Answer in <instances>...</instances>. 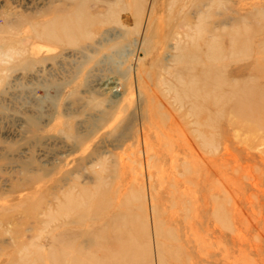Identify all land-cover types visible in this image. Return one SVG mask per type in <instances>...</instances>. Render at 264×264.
Masks as SVG:
<instances>
[{
    "label": "rangeland",
    "instance_id": "rangeland-1",
    "mask_svg": "<svg viewBox=\"0 0 264 264\" xmlns=\"http://www.w3.org/2000/svg\"><path fill=\"white\" fill-rule=\"evenodd\" d=\"M140 1V19L131 10L120 13L130 30L121 52L115 55L111 47L94 54L80 72L76 67L82 56L76 48L35 45L26 23L49 17V11L61 6L59 0H0V264L63 260L64 254H48L59 247L52 234L63 236L62 245L76 253L81 244L67 240L68 230L72 236L83 230L76 218L52 221L49 216L65 214L66 195L78 200L81 187L94 199L92 213H98L97 205L99 213H105L89 219L90 230L103 232L98 244H88L87 264H264V138L243 129L236 133L230 123L221 135L216 108L213 120L203 119L198 127L187 114L183 135L177 130L169 136L166 123L163 127L155 122L149 129L151 155L140 129L149 109L163 112L176 96L189 106L180 85L170 91L182 65L188 67V76L219 69L225 77L255 65L264 81V0L224 1L205 8L211 11L208 19L213 18L202 29L195 27L199 19L191 7L181 16L175 14L180 0ZM234 3L241 13L228 12ZM95 5L92 10L99 8ZM219 10L230 16L225 26L216 18ZM177 18L186 22L179 35L168 26ZM153 19L160 28L148 31ZM102 29L122 32L113 23ZM101 34L97 30L93 38L101 40ZM232 34L238 37L235 45ZM245 35L252 38L251 49L244 46ZM208 44L223 53L218 63ZM11 48L26 52L7 58ZM195 50L202 51V57L179 62V55ZM154 102L157 108L151 106ZM107 110L112 111L110 117ZM159 127L167 138L155 132ZM205 140L210 145L203 144ZM164 142L171 149L165 150ZM226 144L231 153H225ZM99 178L103 187H98ZM135 237L138 251L121 254Z\"/></svg>",
    "mask_w": 264,
    "mask_h": 264
},
{
    "label": "bare ground",
    "instance_id": "bare-ground-1",
    "mask_svg": "<svg viewBox=\"0 0 264 264\" xmlns=\"http://www.w3.org/2000/svg\"><path fill=\"white\" fill-rule=\"evenodd\" d=\"M59 1L61 3L60 4L61 6L54 7L52 12L49 11L50 14L49 17L42 18L40 20H30L29 18L26 19L27 22L26 21L24 22H26L27 24L29 23L28 25L31 27V29L29 30H32L33 36L36 38L35 45L39 46V43L41 44L50 43L56 45L66 44L72 48H76L78 54H81L82 56V59H80V61L77 62L78 66L76 67L77 70L79 69L80 72L82 71L81 67L85 66L87 68L88 64L94 58L95 56L94 54L98 55L100 53H104L105 51H107L108 48L111 47L114 49L113 53L115 55L121 52L122 48L125 45L122 39L128 36L130 31L129 27H127L125 22L120 20V13L122 11L131 10L132 14L134 16L136 15V17L139 19L141 18V15H143L142 14L143 4L141 3L140 0H59ZM224 1H233V0H180V4L177 7L178 10L176 8L175 11L177 12L175 14L177 16H181L187 13L188 8L191 7V10L189 11H191L194 14V16L199 19V22L196 23L195 27L198 29H202L204 27V22L206 20H212L213 18V16H211L210 19H208L206 15L210 16L211 11L205 10V8H210L214 5H217V7H219L222 5ZM92 3L96 4L95 6L99 7L97 8L98 10L97 9L92 10L91 7ZM160 6L163 7L162 4H159V7ZM236 7H237L236 4L233 5V7L228 10V12H232L236 14L241 13L243 9L239 10ZM217 15L218 17L216 18L218 20L220 18L222 21L220 25L221 26L227 25L230 16L228 14L226 15L220 10L217 12ZM20 20L23 21L22 18H20ZM153 21L154 19L151 21V23L148 24V29H149L148 31H150L152 27H156V30L160 28V26L157 28L156 23L154 24ZM110 23L116 24L117 26L119 25L122 28V32L115 30V33H112V29L108 30L107 32L106 30L102 31L103 30L102 28L108 26V24ZM188 25L190 26L191 24L188 23ZM168 26L173 33L179 35L180 30L185 28L186 22L185 19L183 20L178 19L176 22L173 23L170 22ZM215 26L216 24L212 22L211 27L215 29L216 28ZM261 27H263V25H261ZM261 27H257L258 30H260ZM161 28H164V26L161 25ZM97 30H100L102 32L101 40L100 39L96 40L93 38V35ZM105 33L107 35L109 34V37L104 36ZM31 37H27V38L25 37L26 41L31 42L30 41ZM243 38H244L243 43L246 50L251 49L250 46L252 40L251 36L245 35L243 36ZM182 39L183 38L180 36L177 39L176 43L178 47H180V45L182 44ZM237 39H238L237 36H234V34L231 35L232 45H235ZM87 40L90 41L88 42ZM262 41L264 42V39H262ZM23 42L24 41H20V44H23ZM208 49L211 52L213 50L214 52L213 59L217 63L218 61L224 58L223 53L220 52L218 48L213 46V44H208ZM24 51L25 49L19 50L17 48H11L10 52L7 55V58H13L15 55L22 54ZM200 57H202V51L195 50L193 54L179 55V62L183 64V62H185L186 59H189L190 61H196ZM109 59H113V57L109 56ZM137 64H139V66L142 67L141 62H137ZM222 67H226V65ZM187 69L188 67L186 65L181 66L180 68L181 75L178 76L176 80L177 84L172 86L170 91L171 90L173 91L176 86L180 85L182 87V90H180V92L183 93V96H186V94H188L189 96L188 97L189 106L188 107L185 106V100L181 99V96L180 97L176 96V98H173L174 100L172 103L168 102V106L163 107L164 108V110L162 109L163 112H160V109L158 110L152 108L149 109L148 113H145L143 117V123H141L142 126L140 124L141 126L140 129L142 133L143 143L145 144L144 147L145 148L147 147L148 153L150 151L149 149H151L150 147H148V145L150 144L149 142L151 137L150 130H152L150 126L153 127L154 124L156 123L158 124V122H162L160 124H162L164 127V122H165L166 127L164 128H167L165 130H167L166 133L168 135L174 133L177 130H180L181 133V129H182L181 126L184 123L187 114L190 113L191 117L194 118V120L191 121L190 124L198 127V125L202 123L203 119H205L206 121L213 120L211 113L214 112L213 111L214 108H216L217 110L216 111L218 113L217 117H220V119L218 120L222 122L219 127V131L221 135H223L224 133V128L226 124L230 123L236 129L235 130L236 133H240L238 131L243 129L253 133V135L256 134L255 137H258L259 140L261 138H264V81L257 77L259 76L257 75L258 67H256L255 65L247 66L243 69L242 68L239 69V72L235 74H229L228 77H225L223 72L220 71L219 69L217 71H212L211 73L207 71H199L197 74L191 73L190 76H188L185 74V71ZM200 81H203L204 84L197 83ZM130 85L132 86L131 78H130ZM178 94H180L179 91H177L176 95ZM154 95L156 94L154 93ZM157 98L160 100L158 96ZM155 105L156 103L154 102L152 103L151 106L157 108L155 107ZM111 112H112L111 110L105 111L106 117H110ZM161 113H163L162 116ZM225 114L227 115V118L225 117ZM166 117L168 118L167 120ZM115 119H118V117H115ZM161 127L156 129L155 132L163 131L162 130L163 128ZM184 130L185 129H183L182 131ZM195 132L198 133L199 137L203 138V133L200 130H198V128H195ZM161 134L163 133L161 132ZM181 134L183 135V133ZM163 136L166 137V135L164 134L162 135V137ZM156 137H159V135ZM138 141H140V137ZM179 141H182V138L180 139V136H179ZM165 142H164L165 148H167L166 145L170 141H168L167 143ZM186 142L187 141L185 140L184 143ZM170 143L172 144V140ZM205 143L210 145V143L206 140L205 142H203V144ZM179 144L180 143L177 142V145ZM200 145L202 144L200 143ZM167 146L168 148L165 150L171 149L169 145ZM155 151H154V155H155ZM175 151H176L175 149L170 150V153L172 154ZM144 152H145V156H147L146 154L147 151L145 150ZM166 153L168 152L166 151ZM225 153L226 154L231 153V148L229 147L228 144L225 145ZM156 154H160V153L157 152ZM149 155H151V152L149 153ZM211 162L214 164L215 159L211 160ZM188 168L189 170H191V168L193 169L192 166L191 167L188 166ZM195 168L202 172V167L196 165ZM102 179L103 178L98 179L99 180L98 187H103ZM69 194L70 193H68L67 195L65 194L66 195L65 214L57 211L55 212L54 215H50L49 219L54 221L56 220V218H60V217H64V218L70 217V219L72 217H75L76 218L75 223H77L80 228H83V230L80 234L75 233L73 236H72V230H68L69 239L67 240H71L73 242H79V244L81 245L78 248V251L76 253H73V249L62 245L63 236H59L58 238H56L55 236H53L54 234H52L51 237H53V239H56V242H59V247L57 246V244H55L57 247L54 246L48 254H64V259L63 260L62 258H59V260L54 259L53 262L51 261V264H87L86 257L84 254H86V251L88 250V244L89 243L94 245L98 244L100 238L98 239L97 236L101 232H103V231H99L95 233L94 230H90L92 226L90 225L89 219H94L95 217L104 216L105 213H99L101 211L100 205H97L95 208L96 212L98 213L96 214L92 213L90 208H94L95 203L93 197L87 192V188L81 187L80 192L78 193V200H77V196L74 195H72L71 199H69ZM61 210L63 211V205L61 207ZM218 219H220V217H218ZM65 224L66 223H64V225ZM124 232L125 231H121L120 233L123 234ZM144 234L145 232H143V236L146 235ZM138 244L139 242L137 240V237L133 238L130 241V247L126 248L121 254H128L132 249L134 251H138V247H137ZM35 254H42V252L36 250ZM116 257L119 260L126 262V260L123 258L122 255H117Z\"/></svg>",
    "mask_w": 264,
    "mask_h": 264
}]
</instances>
